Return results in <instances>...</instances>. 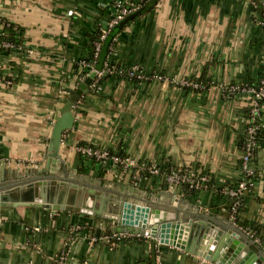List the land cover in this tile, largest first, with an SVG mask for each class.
<instances>
[{"label": "crops", "instance_id": "0c3cea01", "mask_svg": "<svg viewBox=\"0 0 264 264\" xmlns=\"http://www.w3.org/2000/svg\"><path fill=\"white\" fill-rule=\"evenodd\" d=\"M117 1L129 0H0V15L25 29L30 46L24 56L9 58L14 68L2 66L10 75L15 70L19 80L0 76V194L9 196V204L0 205V264H58L63 252L65 264H154L144 235L91 238L94 230L99 236L115 231L107 216L117 214L123 197L189 211L224 234L236 226L244 241L264 252V143L255 153L256 173L241 212L260 225L261 236L238 224L226 193L243 175L240 143L248 136L251 98L233 87L248 76L257 79L264 63V22L255 18L252 0H158L116 32L99 62L83 63ZM111 60L139 63L168 78L135 82L111 73ZM93 67L103 71L102 81L94 87L95 76L75 105L56 171L44 170L56 116ZM172 78L201 86L186 88ZM260 124L264 128V103ZM81 142L121 149L167 171L207 172L215 187L189 193L172 186L166 174L136 185L129 175L119 179L112 163H92L80 154ZM50 178L60 183L51 188L54 199L28 205L17 200L16 189ZM156 258L157 264H215L170 244L157 243Z\"/></svg>", "mask_w": 264, "mask_h": 264}, {"label": "water", "instance_id": "95a60500", "mask_svg": "<svg viewBox=\"0 0 264 264\" xmlns=\"http://www.w3.org/2000/svg\"><path fill=\"white\" fill-rule=\"evenodd\" d=\"M158 0H150L138 10L124 16L116 25L113 33L122 28L127 22L141 15L148 10ZM97 72L92 70L87 77L74 88L64 101L56 116L52 133L47 146L48 161L46 167L52 172L56 171L57 160L61 158L60 146L65 130L74 125V107L81 96L88 92L90 83L95 78ZM52 164V165H51ZM59 166V165H58ZM58 170V168H57ZM58 178V177H57ZM64 182V181H63ZM43 184H46L43 186ZM48 184H51L48 186ZM60 184L55 178L50 180H34L29 185H23L16 189L21 190L17 200H21L28 205L32 201L39 199L47 200L53 198L51 188ZM178 186V185H177ZM176 186V187H177ZM182 187V186H181ZM184 187V186H183ZM53 189V188H52ZM51 192L48 194L47 191ZM249 188L241 194L246 196ZM54 199V198H53ZM235 198L231 199L234 203ZM11 203V202H10ZM117 214L107 216L112 219L119 231H133L147 237L151 243L154 264H157L156 246L159 244L174 245L189 254H195L215 264H264V252L260 251L259 246L254 241H244L245 235L236 226H231L227 230L220 228L212 220L194 219L190 212L180 214L176 211L162 209L143 203L135 198H125L120 200ZM9 196L4 192L0 194V205H8ZM49 208H64L58 204L45 203ZM99 212V211H98ZM101 213V212H100ZM115 229V230H116ZM232 236H229L228 234ZM223 238L221 235H223ZM225 235H228L225 237ZM244 248V249H243Z\"/></svg>", "mask_w": 264, "mask_h": 264}, {"label": "built area", "instance_id": "2783aa9c", "mask_svg": "<svg viewBox=\"0 0 264 264\" xmlns=\"http://www.w3.org/2000/svg\"><path fill=\"white\" fill-rule=\"evenodd\" d=\"M255 0L252 2L254 3ZM263 2V11H264V0ZM142 6L141 2H136L133 0L129 1H117L115 4V11L112 13V16L108 22V24L104 25L101 28V35L98 39L94 42V53L98 55L99 50L101 48L102 40L106 38L109 32L117 25V23L127 14L138 10ZM69 13H73V10H69ZM4 46H11L12 43L9 41H2L0 42ZM94 61V60H93ZM85 64L90 63L88 60H84ZM97 72L96 79L94 82V87L99 86V79L103 75V71L92 68ZM108 70L110 72H115L118 70L115 66L110 67L108 66ZM138 72V73H137ZM118 73L122 76L133 75L137 73V76L141 79H158V78H168L162 72L153 71L148 72L146 71L143 66L139 63L133 64L131 67L123 70H118ZM173 81L178 83L179 85L183 86H193V87H200V83L198 81L191 80L189 78H172ZM233 89L246 91L250 93V105H249V123L247 127L248 136L246 141H244V149H242V168L244 174L249 176L253 172V168L250 167V160L253 156V147L255 145V134L257 129L261 124L258 123V119L261 114V108L263 103L261 99L264 98V78L261 80V83L258 86L249 85L247 83H240L235 85ZM77 150L83 156L89 158L93 157L95 159L101 161H111V163L118 168V177L119 179L125 178L127 175L131 176L132 180L135 182L136 185L139 183H143L144 181L149 180L151 177H157L161 174H166L169 182L171 185H182L188 188H195V189H206L208 187V180L210 178L207 172H193V171H186L181 169H170L167 171L165 168L161 167L160 165L150 162H138L134 157L127 155V154H118L114 153L111 154L108 148H103L99 146H95L93 144H78ZM248 178V177H247ZM241 180L239 186L237 188H228L226 192L232 197L235 198V201L231 207L233 217L235 218V212L239 206V195L243 193V191L248 187L249 180L248 179ZM135 233V232H134ZM254 235V233H252ZM128 236H136V234L131 233L130 231H112L110 233H106L103 235L93 234L91 236L92 240H97L99 238H106V239H114V240H122ZM66 253H61L58 257V264H65L66 261ZM32 264V263H30Z\"/></svg>", "mask_w": 264, "mask_h": 264}, {"label": "trees", "instance_id": "16d2710c", "mask_svg": "<svg viewBox=\"0 0 264 264\" xmlns=\"http://www.w3.org/2000/svg\"><path fill=\"white\" fill-rule=\"evenodd\" d=\"M133 1H136V2L140 1L142 6H143L147 2H149L150 0H133ZM253 10H254L255 18H257L261 22H264V11H263V2H262V0H255L254 1ZM115 27L111 30V32L108 33L106 38L102 40L101 48H100L99 53H98L99 55L102 52V50L107 51L106 50L107 46L112 43V39L116 35V32L113 33ZM118 30H120V28H118ZM101 31L102 30H100V32H99V34H98L96 39H98L100 37ZM25 33H26L25 29L22 26L17 25L13 21H10L9 19H6V18H4V17H2L0 15V42L5 40V41H9V42L12 43L11 46H4L3 44L0 43V76L1 77H5V79H9L13 83L17 82L19 80V78H20L19 74L15 70H13V72H16V73H13L12 70H11L12 75H10L9 72L5 71V68H2V66H3L4 63H8L14 68L15 61L9 60V58L11 56H13V55L24 56V54H26V52L28 51L30 46L27 45V43H26L27 42V38L25 36ZM108 51H109V48H108ZM99 55H95L94 48H93L91 56L89 58H86V60H88L89 62H92L93 60L97 59V62H99ZM132 65L133 64L116 63L113 60H111V62H110V67L112 68V67L115 66L118 70H123V68L126 69L128 67H131ZM88 69L89 68L83 69L82 71H84L86 73V72H88ZM118 70H116L115 72H111V73L119 74ZM137 73H135L133 75H127L126 78L130 79L132 81H135V82L144 80V79L139 78L137 76ZM259 73L260 74L258 75L257 79L252 80L251 76H248L243 82L247 83L249 85L258 86L261 83V80L264 78V63H262L261 71ZM146 80H148V79H146ZM101 81H102V79L100 78L99 79V83ZM185 87L189 88V87H193V86H187L186 85ZM261 102L264 103V98L261 99ZM248 115H249V113H248ZM258 123L260 124V117L258 119ZM246 139H247V136L245 138H243V140L240 143L242 149H244V141H246ZM254 139H255V145L253 147V156L251 157L250 164H249L250 167H252V163L255 160L256 151L258 150L259 146L264 143V128L261 127V125L257 129V132L255 134V138ZM81 144H90V143L81 142ZM109 151H110L111 154H114V153H118V154H122V155L125 154L124 151L121 150V149H118V150L117 149L116 150L115 149H109ZM89 159L92 161V163H95L97 161V159H95L93 157H89ZM242 162H243V160H242V158H240V160H239L240 168L243 170ZM108 163H111V161L109 160ZM255 173H256V171L253 169V172L249 176H246L244 174V171H243V175L240 178V180L237 181L236 183L228 184V187L229 188H237L239 186L240 181L241 180H245L248 177L247 179L249 180V185H248L247 188H250L251 187L250 181L255 176ZM209 176H210V174H209ZM213 187H215L214 179L210 176V178L208 180V187L206 189H212ZM184 188L189 193L190 192L197 193V192L202 190V189L188 188V187H185V186H184ZM222 189H224V187L218 188V191L221 192ZM244 201H245V196L239 195V206H238L237 211L235 212V220L238 222V224L242 228L246 227V229H248L250 232H253L254 235L261 236L260 235V228L261 227H260L259 224L250 223L249 221H247L244 218H242L241 212L243 210ZM230 202H231V199H230ZM232 205H233V203L231 202V207H232ZM94 233H96V230H94L92 234H94ZM131 237H136V236H128V237H125L123 239L131 238ZM117 241H119V240H117Z\"/></svg>", "mask_w": 264, "mask_h": 264}]
</instances>
